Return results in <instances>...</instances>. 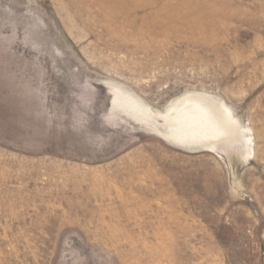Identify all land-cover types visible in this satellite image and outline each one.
Listing matches in <instances>:
<instances>
[{
	"label": "rangeland",
	"instance_id": "1",
	"mask_svg": "<svg viewBox=\"0 0 264 264\" xmlns=\"http://www.w3.org/2000/svg\"><path fill=\"white\" fill-rule=\"evenodd\" d=\"M0 264H264V0H0Z\"/></svg>",
	"mask_w": 264,
	"mask_h": 264
},
{
	"label": "bare ground",
	"instance_id": "2",
	"mask_svg": "<svg viewBox=\"0 0 264 264\" xmlns=\"http://www.w3.org/2000/svg\"><path fill=\"white\" fill-rule=\"evenodd\" d=\"M199 109L206 113L207 116H214L216 119V123L220 125L222 128H226L225 134H229L232 128L235 129L236 125L233 123V121H230L229 116H227L224 112V110H221L218 106L217 108H208L204 110L202 105H200ZM210 110V112L208 111ZM238 130V129H237ZM182 143L187 144V145H192L194 144L195 146H206V143L202 139H197L192 136H188L187 138H183ZM250 147V146H249Z\"/></svg>",
	"mask_w": 264,
	"mask_h": 264
}]
</instances>
